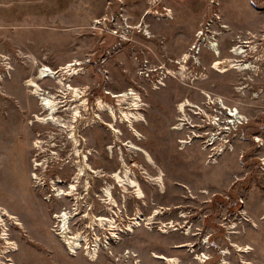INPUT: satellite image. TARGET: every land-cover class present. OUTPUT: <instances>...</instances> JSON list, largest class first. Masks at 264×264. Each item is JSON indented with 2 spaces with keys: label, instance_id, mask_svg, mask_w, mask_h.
Returning a JSON list of instances; mask_svg holds the SVG:
<instances>
[{
  "label": "rangeland",
  "instance_id": "rangeland-1",
  "mask_svg": "<svg viewBox=\"0 0 264 264\" xmlns=\"http://www.w3.org/2000/svg\"><path fill=\"white\" fill-rule=\"evenodd\" d=\"M150 1L0 0V204L13 214L0 225V264L8 263L9 257L17 264H166L153 251L178 257L181 264H217L215 255L205 261L198 255L214 254L217 242L225 244V234L254 249L244 252L233 246L231 254H221L227 261L222 264H244L241 257L264 264V143L256 140L259 135L264 142V0ZM212 39L225 56L234 44L253 45L241 56L253 69L212 68L215 55L206 46ZM186 49L193 57L187 62L189 74L183 77L177 60ZM34 59L54 68L79 60L82 73L71 83L87 85L90 125L84 127L83 121L79 129L85 149H92L89 160L114 182L112 173L121 167L122 155L145 192L137 198L130 187L124 200L121 188L113 189L125 233L112 238L106 248L101 246L95 259L83 248L70 253L56 232L53 214L74 202L72 195L57 196L54 190V185L68 189L66 183L55 181L59 176L72 178V144L54 125L31 122L42 108L22 80L36 72ZM41 85L48 88L56 82L46 78ZM130 88L141 95L139 110L145 119L135 122L134 128L117 121L121 132L115 140L107 128L111 119L107 112H100L103 122L92 123L91 117L98 96L115 103L111 93ZM185 97L205 113L187 110L190 126L175 130L180 117L176 103ZM219 99L228 108L237 107L246 119L227 123L228 108ZM53 131L60 134L50 141ZM212 135L219 138L211 141ZM37 138L42 146L34 145ZM128 140L147 149L156 165ZM110 143L113 152L107 149ZM222 144L232 149L217 155ZM35 157L42 162L37 168ZM160 171L162 183L156 179ZM103 185L95 178L89 195L82 182L78 185L81 198L71 228L90 238L101 231L87 229L83 214L90 201L100 213ZM229 203L238 208L237 219L231 221L223 218ZM138 206L146 215L155 208L160 212L153 224L143 222L130 230L127 224ZM227 221L237 225L230 227ZM205 238L210 240L204 243ZM12 241L16 249L2 255Z\"/></svg>",
  "mask_w": 264,
  "mask_h": 264
},
{
  "label": "bare ground",
  "instance_id": "bare-ground-1",
  "mask_svg": "<svg viewBox=\"0 0 264 264\" xmlns=\"http://www.w3.org/2000/svg\"><path fill=\"white\" fill-rule=\"evenodd\" d=\"M153 2L154 0L150 1L151 4ZM146 13H151V6L147 9ZM166 14L170 15V10ZM201 33L202 32L199 31L197 36L200 37ZM195 46L196 45H194V47ZM206 46L211 51H213L215 55L214 59L211 61V67L218 70L219 72H226L233 69L243 72L245 70L253 69L250 60L244 61L241 59V56H244L249 51L248 49L254 48L253 45L247 48L242 44H234L232 49L228 50L231 52V54L228 56L222 55V52L218 46V42L214 39L210 40ZM191 57H193L191 51L186 49L182 53L181 58L177 60L180 64L179 72L183 77H187L189 74L187 62ZM33 63V65L36 67V72L24 77L22 83L26 87L27 91H30L32 95L39 100L42 110L33 113L31 122L54 125L61 131L66 132L67 140L72 144L70 151V159L72 161V167L74 168L72 178L69 181H66L59 176L55 181V184L66 183L68 189L65 190L62 187L54 185V190L57 196H61L62 194L72 195L74 202L71 207L63 205L59 211L53 214V218L56 220V232L61 237V241H63L70 253L75 254L80 248H83L88 256H90L92 259H95L101 246L106 248L112 238L116 240L119 237L120 232L125 233L121 224L118 222V201L113 194V189L115 187H120L122 190V195L124 196V200L127 198L126 191H128L130 187L134 188V197L143 198L145 196V192L140 181L135 176L131 175L130 169L128 168L122 155L121 167L112 173V176L115 179L114 182L108 181L107 175L103 172V170L101 168H95L90 162L89 154L92 153V149H85L86 139L80 134L79 129V123L83 121H86L84 127L90 125V121L87 120L88 113L91 112L88 105V96L86 95L87 85H74L71 83L73 76L82 73L77 67V64L80 63L79 60L75 59L74 61H67L58 68H54L44 62H39L37 59H34ZM46 78L53 79L56 82V86H51L48 88L43 87L41 85V80ZM52 88H54V90ZM203 93L209 98L208 100L212 98L209 92ZM111 95L116 97L115 103L103 98L102 96L97 97V108L93 111L94 116L91 117V122H103L104 119L100 115V112H107L111 118L109 121H107V128L113 131L115 140H118L121 129L117 126V121L127 122L131 128H134L135 122L145 119L144 114L139 110V107L143 103L140 93H138L133 88L119 93L112 92ZM219 101L225 108H228L222 99H219ZM176 107L180 117L178 123L172 127L175 130H181L184 126H190L187 123L190 121V115L187 110L194 111L195 113H205L202 106L192 102L188 97L178 101L176 103ZM228 115L230 116V119L227 123H231L233 125L242 123L243 120L246 119L240 113L237 107L228 108ZM212 118L214 119V122L218 121L219 115L215 114ZM193 132L196 134L195 131ZM59 134L60 133L56 131L51 132L48 135L50 137V141L55 139ZM214 138L219 137H215V135L210 136L211 141H213ZM256 140H259L261 144L264 143L263 138L259 135L256 136ZM41 141L42 140L40 138H37L34 141V145L37 147L42 146ZM128 142H130V145L134 147V149L140 151L149 163L156 165L155 159L147 149L132 143L131 140H128ZM52 144H55V142H51V145ZM184 144H186V142ZM227 148L232 149L226 144L219 146L217 155L225 153ZM107 149L110 152H113L114 144H108ZM54 153L56 152L54 151ZM40 164H42V162H40L35 157L33 159L34 168H37ZM162 174V171H160L158 177L156 178L160 183L163 181ZM32 178H34L35 181H38V184H40L38 175L35 172L32 173ZM95 178H99L104 181V185L100 188L101 194L98 195V199L101 200L104 207L100 209V213H96L93 209L94 201L87 203L89 209L83 214L85 219L84 224L87 229H90L93 232L95 231L96 227H98L101 231V235H97L94 232V238H90L87 232L73 230L71 228L70 222L78 210L81 198V192L78 190L79 183L82 182L84 194L89 195ZM159 212L160 210L155 208L148 215H146L138 206L134 216L130 218L127 226L130 230H133L143 222L147 224H153ZM6 215L12 216L13 214L10 213L6 207L0 204V225L2 221H4V217ZM165 223H163V225ZM233 226H235V224ZM162 227L164 228V226ZM5 238L6 241L9 242L7 240L8 237L6 236ZM206 242L207 238L204 239V243ZM234 244L236 249L242 250L244 252H249L251 250L250 245L241 246L236 242H234ZM9 246L11 248L4 249L2 251V255H5V253L10 250L14 251L17 247V244L16 242L12 241ZM225 251L227 252L228 250ZM152 254L155 257L164 259L166 264H181L178 257L167 256L163 253H157L155 251H153ZM198 257H200L201 261H205L208 256L203 252L201 255H198ZM8 260L9 262L4 264H17L16 261L11 257H9ZM241 261L244 264H254L252 261L244 259L243 257H241ZM223 262L227 263L225 259Z\"/></svg>",
  "mask_w": 264,
  "mask_h": 264
},
{
  "label": "flooded vegetation",
  "instance_id": "flooded-vegetation-1",
  "mask_svg": "<svg viewBox=\"0 0 264 264\" xmlns=\"http://www.w3.org/2000/svg\"><path fill=\"white\" fill-rule=\"evenodd\" d=\"M214 207H215V209L214 210H218V207L220 206V204L219 203H216V204H214L213 205ZM224 210L225 211H227L228 212V214H224V216H223V218H226V219H228L229 221H231L233 218H236L237 219V216H236V212H237V210H238V208H237V204H235V203H229V204H225L224 205ZM209 215H211V214H208L207 216H209ZM226 222V221H225ZM228 222V221H227ZM220 225H222V226H225V223H223V221H219L218 222ZM228 224H229V226L230 227H235L236 225H237V223H235V226H233V225H230V222H228ZM236 231V230H235ZM234 231V232H235ZM224 237H225V244L224 245H222V244H220L219 242H217L216 243V245H215V248H214V254H212V253H209L207 256L208 257H212V256H216V259H217V261H218V263L217 264H222L223 263V261H224V259H225V257H222L223 259L221 260V254H223V255H228V254H231L232 253V251H231V247H235V244H234V242L230 239L229 240V238H228V236L225 234L224 235ZM210 239L209 238H207V242L209 241ZM208 248H210L211 246L210 245H208L207 246ZM251 249H254V248H252L251 247ZM187 250L188 251H193V250H190L189 248H187ZM225 250H228L227 252L225 251ZM225 251V252H224ZM203 253V252H202ZM207 257V258H208ZM243 263V262H242Z\"/></svg>",
  "mask_w": 264,
  "mask_h": 264
},
{
  "label": "built area",
  "instance_id": "built-area-1",
  "mask_svg": "<svg viewBox=\"0 0 264 264\" xmlns=\"http://www.w3.org/2000/svg\"><path fill=\"white\" fill-rule=\"evenodd\" d=\"M212 121H214V119Z\"/></svg>",
  "mask_w": 264,
  "mask_h": 264
}]
</instances>
